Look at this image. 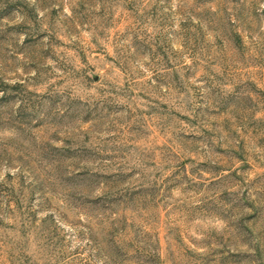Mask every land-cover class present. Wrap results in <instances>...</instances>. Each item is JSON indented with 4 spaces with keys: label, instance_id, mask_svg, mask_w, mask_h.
Wrapping results in <instances>:
<instances>
[{
    "label": "rangeland",
    "instance_id": "374dc122",
    "mask_svg": "<svg viewBox=\"0 0 264 264\" xmlns=\"http://www.w3.org/2000/svg\"><path fill=\"white\" fill-rule=\"evenodd\" d=\"M0 264H264V0H0Z\"/></svg>",
    "mask_w": 264,
    "mask_h": 264
}]
</instances>
